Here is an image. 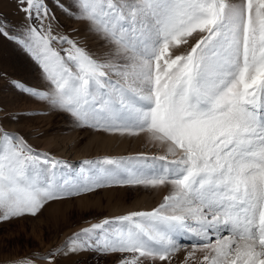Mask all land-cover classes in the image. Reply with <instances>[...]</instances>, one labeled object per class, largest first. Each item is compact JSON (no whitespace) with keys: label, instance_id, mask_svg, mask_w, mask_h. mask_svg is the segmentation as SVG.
Returning a JSON list of instances; mask_svg holds the SVG:
<instances>
[{"label":"snow or ice","instance_id":"1","mask_svg":"<svg viewBox=\"0 0 264 264\" xmlns=\"http://www.w3.org/2000/svg\"><path fill=\"white\" fill-rule=\"evenodd\" d=\"M16 3L26 23L17 32L0 15V36L32 57L45 88L14 86L77 126L147 133L166 153L84 161L69 178L65 162L0 124V221L104 186L170 189L151 211L104 219L17 264L84 251L171 264L182 248L207 250L206 264H264V0H56L104 41L102 54L54 35L46 0Z\"/></svg>","mask_w":264,"mask_h":264},{"label":"rangeland","instance_id":"2","mask_svg":"<svg viewBox=\"0 0 264 264\" xmlns=\"http://www.w3.org/2000/svg\"><path fill=\"white\" fill-rule=\"evenodd\" d=\"M53 14L45 21L54 35L67 36L92 53L108 51L104 41L87 31L86 23L74 19L57 7L56 0H46ZM65 7L72 0H63ZM0 15L12 25L26 23L16 0H0ZM33 23H36L35 21ZM193 41L189 40V45ZM189 45L173 48V55L185 53ZM58 49L61 45H55ZM62 47L67 48L68 45ZM63 55V52H62ZM13 81L44 89L41 70L32 57L16 42L0 36V124L9 131L19 132L37 151L63 161V172L71 178L82 168L84 161L113 158L135 165L140 157H156L166 153V147L153 141L147 133L121 135L91 127L77 126L65 113L51 109L47 103L38 102L18 90ZM15 117V119H13ZM172 159V157H169ZM105 167H111L105 165ZM168 187L104 186L90 192L50 201L35 215H25L0 221V264H17L34 253L46 255L61 248L75 233L100 223L136 211H151L168 195ZM180 243H189L180 241ZM191 248H182L172 258L171 264H206L205 251L197 250L192 258ZM136 254H98L84 251L59 257L55 264H119L122 259L132 260ZM143 264H163L159 260L142 258ZM39 264H48L40 261Z\"/></svg>","mask_w":264,"mask_h":264}]
</instances>
